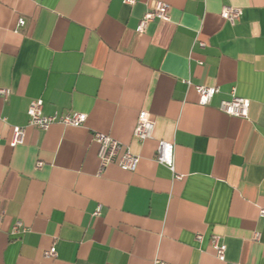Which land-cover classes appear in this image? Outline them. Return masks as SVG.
<instances>
[{"label": "crops", "instance_id": "crops-1", "mask_svg": "<svg viewBox=\"0 0 264 264\" xmlns=\"http://www.w3.org/2000/svg\"><path fill=\"white\" fill-rule=\"evenodd\" d=\"M157 1L168 19L138 31ZM225 5L241 7L236 22ZM195 84L218 91L201 105ZM0 88V264H264V0H0ZM233 93L247 117L219 109ZM36 98L86 120L27 125ZM142 109L155 124L140 142ZM94 132L138 154L135 169L101 167ZM160 139L173 172L155 160ZM16 219L27 231L11 235Z\"/></svg>", "mask_w": 264, "mask_h": 264}, {"label": "built area", "instance_id": "built-area-1", "mask_svg": "<svg viewBox=\"0 0 264 264\" xmlns=\"http://www.w3.org/2000/svg\"><path fill=\"white\" fill-rule=\"evenodd\" d=\"M132 2V0H125ZM169 5L164 1H157L154 7L147 10L139 20L137 25L138 31H143L147 24L153 19H168ZM242 13L241 7L234 5H225L220 11V16L228 20L230 23L236 22ZM22 19L19 24H23ZM202 46L204 43L199 41ZM194 90L198 96V103L201 105L207 104L213 95L218 91L216 85L195 84ZM9 94V89L0 88V95L6 97ZM249 99L241 97L233 93L227 100L219 102V109L231 116L247 117L249 109ZM43 101L36 98L30 101L27 107V125H31L41 129H47L52 123L58 122L63 125L80 126L86 120V114L78 111H68L65 113L54 112L52 114H44L42 111ZM154 118L146 110H140L137 115L136 123L133 129V134L140 142L152 138L154 130ZM24 137V126H12V137L9 141L10 146L22 143ZM92 139L97 143V156L101 167L116 162L118 166L124 170H133L139 162V155L132 152L130 147L118 141L114 137L106 133L94 132ZM155 160L166 166L172 172L174 171V145L172 142L160 139L157 141L155 148ZM42 164L41 161L36 163L37 166ZM176 179H181V174H174ZM98 206L95 214L99 213ZM258 215L264 224V207L258 209ZM1 216V215H0ZM27 231V227L21 220L16 219L10 229L11 235L23 234ZM200 239L201 235L196 236ZM211 246L215 251L217 259L223 261L225 259L226 245L219 241L217 236L212 237ZM56 251L54 245L44 251L45 256H55ZM153 264H165L164 261L156 258Z\"/></svg>", "mask_w": 264, "mask_h": 264}]
</instances>
